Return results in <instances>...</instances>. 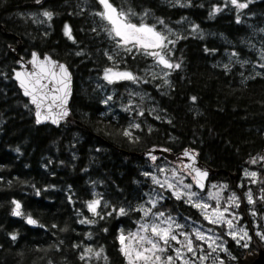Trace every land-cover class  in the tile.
<instances>
[{
	"label": "trees",
	"instance_id": "16d2710c",
	"mask_svg": "<svg viewBox=\"0 0 264 264\" xmlns=\"http://www.w3.org/2000/svg\"><path fill=\"white\" fill-rule=\"evenodd\" d=\"M80 1L0 0V264H126L118 234L133 228L135 206L149 189L142 177L147 160L129 153L189 151L214 171L209 182L226 185L242 181L252 160L264 156V76H252L250 66L256 46L264 48V0L239 11L229 0H111L147 21L195 25L198 33L180 31L171 48L170 60L180 67L171 70L167 87L140 80L147 58L128 53L122 68L137 81L107 86L101 77L111 66L104 52L109 42L81 13ZM88 1L91 12L96 1ZM39 9L54 17L48 38L28 18ZM64 20L73 27L72 43L61 36ZM19 41V55L47 53L72 75L71 120L58 129L36 126L11 79L16 60L8 47ZM227 54L233 60L224 65ZM132 88L147 93L157 112L143 107L142 115L132 116L121 110ZM106 92L112 94L108 107ZM95 198L100 206L93 215L88 205ZM13 201L21 205L19 217L12 216ZM165 207L198 219L180 200L167 199ZM28 217L37 229L28 227ZM227 243L236 258L247 255L231 239Z\"/></svg>",
	"mask_w": 264,
	"mask_h": 264
},
{
	"label": "snow or ice",
	"instance_id": "6c2138e0",
	"mask_svg": "<svg viewBox=\"0 0 264 264\" xmlns=\"http://www.w3.org/2000/svg\"><path fill=\"white\" fill-rule=\"evenodd\" d=\"M36 2L39 3L40 0H36ZM250 2L251 0H248L247 3L240 2V0H230V3L237 9V11L247 8L248 3ZM97 3L101 6L102 11H97L94 14L110 26L106 30L110 38L116 41L118 48H123V50L127 52H132L133 49H136L143 55L153 57L156 63L165 69L180 67L179 64L174 65L167 59L170 49L167 52L164 51L167 49L168 44H174L175 41L170 40L167 35L156 31L154 27L147 26L143 23L137 25L130 22L128 19L129 13L118 10L111 3V0H97ZM219 10L220 9L218 8L215 9V11ZM43 15L48 19H51L52 17V13L47 11L44 12ZM237 22L239 23V18H237ZM193 30L195 31V29ZM64 34L68 37V39H73L71 35V29L67 24L64 27ZM156 49H160V51H156ZM233 55L236 54L233 53ZM111 58L112 57L110 56L109 59ZM33 62L39 63L35 53H33ZM48 63H51V61ZM40 67L43 69L44 65L40 64ZM59 71L62 74L60 82L63 86L60 88H53L51 91L53 93L59 92L63 95H52V103L49 105V107H59L61 111L58 115L63 117L68 114L66 108H64V104H66L67 100L70 76L63 65H59ZM44 74L46 75V71ZM32 75L36 77L34 81H32L31 77L22 79V74L19 72L16 73V78L19 80L21 88L25 90L24 94L26 96H31L32 103L36 105L38 109L36 112L37 123H40L43 114L41 111H39V109L47 98V94H42V90L47 88L48 85L41 83L43 78L42 76H39L35 73ZM165 75H167V73H165ZM104 79L108 83H113L114 80L136 81L137 77L128 71H113V69L109 68L105 70ZM29 83H31V87H29ZM193 100H195V97H193ZM58 101L59 104H57ZM140 114L142 115L143 113ZM52 122L56 123L57 120L53 118ZM134 127L138 128L139 125H134ZM122 134L126 137H131V132L129 130H124ZM184 155L194 160L188 151H185ZM152 159L155 160L156 157L153 156ZM259 159L264 160V157H260ZM252 163H257V159H253ZM185 167L188 169L189 174H193V184L203 191V181L207 177V172L197 169L194 166V163L192 165H185ZM160 171L163 172L164 169H160ZM245 176L252 177V182L257 183V180L255 179V177H257V173L255 171L249 172L245 170ZM152 178L153 181L159 184L161 187L167 186L168 189L172 190V193L176 199L179 200L182 197H186L187 199L185 202L192 204V206L197 209H200L205 220H207L210 224L227 225L228 229L230 230L227 234L230 235L232 239L236 240L238 244L241 240H251V236H249V233L244 228H240L238 231L233 230L235 228L233 221L237 220L238 217L234 213L229 212V208L232 206L239 208V198L235 194H232L225 202L223 207L220 205V192L223 191L225 186H220L216 192L209 193L208 199H215L217 202L216 206L211 208L207 202L194 199V197H197L198 194L191 190L193 185L184 184L183 179L177 178L176 173H173L171 179L166 178L163 181L157 179L155 176ZM172 181H175V183ZM261 183H264V181H261ZM213 188H217V186L213 185ZM262 191H264V189H262ZM246 195L248 203L254 204L255 200L253 199L251 190H249ZM258 199H264V196L258 197ZM149 203H151L153 207L156 205V201L154 200H150ZM13 204L15 205V208L13 209V215H22L20 210L21 205L17 201H13ZM98 205L99 200H95L88 205V208L90 211L95 212ZM209 209H211V211H209ZM141 210L143 211L144 217H148L151 214V209ZM119 214H125V210L121 208L119 210ZM151 215L153 216L152 222L141 223L139 224L137 231L128 233L127 235L121 232L119 235V250L125 256L126 264H176V261H180V264H197V261L199 264H203V261L207 260L212 252H216L217 248L224 250L222 245H218L216 243L215 237L212 235H207L202 230L194 229L191 235H194L196 240L200 241L201 244L207 243L208 248L211 249V252L207 254L197 255V250L203 253L204 249L200 245L194 244L189 233L185 231H177L178 229H183L184 225L177 223L170 216H165L163 212ZM252 215L255 216L256 212L253 211ZM227 217H231V219ZM27 222L29 224L35 223V221L31 218H28ZM83 222L84 221H82V223ZM208 232H211V229H209ZM238 235L239 239H237ZM256 235L259 236L261 240H264V234L257 232ZM180 237H183V239H180ZM11 238L13 240L16 239L15 235H13ZM172 242H175V244L179 245V247H175ZM243 246L247 247L248 245L245 243ZM168 249H171L175 255L165 256L164 253H166ZM86 252L92 253L93 250L89 248L86 249ZM187 253H191V257H189ZM94 254L97 257L100 256V252H95ZM85 258L86 257L84 255L81 256L82 260ZM221 264H223L222 261Z\"/></svg>",
	"mask_w": 264,
	"mask_h": 264
},
{
	"label": "rangeland",
	"instance_id": "374dc122",
	"mask_svg": "<svg viewBox=\"0 0 264 264\" xmlns=\"http://www.w3.org/2000/svg\"><path fill=\"white\" fill-rule=\"evenodd\" d=\"M231 6L233 5L231 4ZM121 10L124 11L125 13H129L128 19L130 20V22L137 24V25H140L141 23H143L147 26L154 27L156 31L161 32L164 35H167L168 38L173 41H175L179 37L180 31L182 32L186 29L194 33H198L195 25L192 24L191 22H179V23H176L170 26L169 24L165 22L154 20L153 18L150 21H147L146 15L137 16L136 13H133L129 10H126V9H121ZM100 11H102V8ZM28 18L32 20L35 25H38L39 21L41 20V14L33 12L29 14ZM185 25H187V28H183L185 27ZM108 27L110 26L107 25L106 22L100 19V29H101L100 34L102 36H105V38L107 37V41L109 42V44L107 43V47L105 48V51H104L105 55L107 56V60L111 64L109 68L113 69V71L131 72L127 69L122 68L123 65L121 64L122 61H120V59L122 58V56H124L125 53L142 55L145 58H147V63H146V68H144V70L142 71V74L140 75V80H142L143 82L157 80L158 85H162L165 87L169 85V81H170L169 74L172 69L163 68L161 65H158L156 63L153 57L143 55L140 51H137L136 49H133L132 52H127L123 50V48H118L116 45V41L110 38L106 30ZM193 29H195V31ZM173 45L174 44H168L167 49H165L164 51L167 52L169 49L171 51V48ZM255 49L257 51L256 53L257 61L250 65L252 67V70H251L252 76H264V66H262L264 65V48L261 46H256ZM156 51H160V49H156ZM110 56L112 57L111 59H109ZM167 59L169 60L170 63L173 64V62L170 60V52L167 56ZM232 60H233L232 54H227L226 59L223 62V64L227 65ZM105 70L102 71L103 73H102L101 78H102V81L108 86L112 83H108L104 79ZM165 73H167V75H165ZM122 81L133 83V82H136L137 80L136 81L114 80L113 83L122 82ZM110 96H112V94H110ZM110 96H109V92H106L103 95V99L105 101V104H104L105 107H108L107 105H110V102H109ZM143 107L147 108L151 113L157 112L154 102L149 97V95L145 92H142L141 90H136L134 88H132L131 90L127 92V99H125L124 102L120 104L119 106L121 110L128 111L132 116H135V114L139 116L141 111L144 109ZM259 158H257V163L252 164L254 168H250L247 170L249 172L255 171L257 173V177H255V179L257 180V183L252 182L253 180L252 177L245 176V171H244L242 175L243 180L237 181L234 185H226V184L208 182L206 185V190L204 192H200L196 190L194 187H192L191 190L198 194L197 197H194V199L203 200L207 202L211 206V208H214L217 202L215 199H211V200L208 199L209 193H214L219 189L220 186H225L223 188V191L220 192V197H221L220 205L221 207H223L225 202L228 200V198L232 194H235L231 190L233 186V190L239 195L241 199L240 209L236 208L235 206H232L229 208V212L234 213L238 217L237 220L233 221L235 225V228L233 230L238 231L240 228H244L247 231V228H248L256 246L258 248H261V247H264V240H261L260 237L256 235V233L260 232L264 234V199H258V197L264 196V191H262V189H264V183H261V181H264V160H260ZM160 169H164V171L161 172ZM173 173H176L177 178H182L184 184H191V182L189 181L187 177L180 174L175 167L171 166L165 161L163 162L155 161L151 165H149L148 163L144 165L143 170H142V177L146 179L149 189L147 190V192L143 193L142 200L138 202L135 206L136 211L138 213V220L135 222L132 229H128V230L121 229L119 231L118 237L121 234V232L127 235L128 233L137 231L139 224L141 223L152 222L153 216L151 214L163 212L165 216H170L177 223L184 225L183 229H178L177 231H185L189 233L194 244L200 245L204 249L203 253L197 250V255L207 254L211 252V249L208 248L207 243L201 244L200 241L196 240L194 235H191L194 229H199V230L204 231L207 235H212L213 237L216 238V243L218 245H222V248L224 250L217 248V251L212 252L209 258L203 261V264H221V261L223 262V264H237V258L232 253V251H230V249L228 248V243H227L228 239H231L233 241L235 247L238 248L239 251H246V254L248 255L251 254V252H257L256 246L254 245L252 240H241L240 243L238 244L236 240L232 239V237L227 234L230 231L227 225L210 224L207 220H205L200 209H197L193 207L192 204L185 202L187 199L186 197H182L179 200L185 203L186 205H188L189 207H191L194 211H196V215L198 219H193L189 216H186L183 213L179 214L178 212H174L172 211L171 208H166L165 204L167 203V199H170V200L172 199L178 200V199H176V197L173 195L172 190L168 189L167 186L161 187L159 184L153 181L152 177L155 176L157 179L163 181L166 178L171 179V177L173 176ZM172 182L175 183V181H172ZM213 185H216L217 188H213ZM249 190H251L253 194V199L255 200L254 204L248 203L246 194L248 193ZM237 194L235 195L238 197ZM240 199H239V204H240ZM95 200H99V199L95 198L93 201ZM150 200L156 201L155 207H153L152 204L149 203ZM99 206H100V200H99V205L96 207L95 212H97ZM141 209H151V214L148 217H144L143 211ZM240 210L242 212L244 220L242 218ZM209 211H211V209H209ZM253 211L256 212L255 216L252 215ZM95 212H92L93 215L95 214ZM227 218L231 219V217H227ZM209 229H211V232H208ZM180 239H183V237H180ZM237 239H239V235L237 236ZM118 243H119V240H118ZM172 243L174 244L175 247H179V245H176L175 242H172ZM245 243H247L248 245L247 247L243 246ZM119 247H120V243H119ZM164 255L174 256L175 253L172 252L171 249H168V251L164 253ZM187 255L191 257L192 254L187 253ZM89 259L90 258L86 256V260L90 261ZM176 264H180V261H176ZM197 264H199L198 261H197Z\"/></svg>",
	"mask_w": 264,
	"mask_h": 264
},
{
	"label": "water",
	"instance_id": "95a60500",
	"mask_svg": "<svg viewBox=\"0 0 264 264\" xmlns=\"http://www.w3.org/2000/svg\"><path fill=\"white\" fill-rule=\"evenodd\" d=\"M22 47H23V43L21 41H19L16 45H11L8 47V52L16 60V70L13 71L11 79L16 84V86H17L18 90L21 92L23 98L27 100L28 105L32 109L36 126L40 127V126H47L48 125V126H51L55 129H58L60 126L66 124L67 122H69L71 120L69 105H70V102L72 99V75L64 63L59 62L55 59H52L48 55H45L43 58H41L38 56V54L35 53L36 57H37V61L39 63L33 62V53H32L30 58H28V59L24 58L23 56L18 54L19 50ZM49 61H51V63H48ZM40 64L44 65L43 69L40 67ZM59 65H63L65 67V69L67 70L69 76H70V84H69V89H68V94H67V100H66V104H64V108H66L68 114L66 116H63V117H60L58 115L61 111V109L59 107H57V106L49 107V105H51V103H52V100H51L52 95H63L62 93H59V92L53 93L51 91V89H53V88H60L63 86L60 82L61 78H62V74L59 71ZM45 71H46V75L44 74ZM17 72L22 74V77H21L22 79H26L27 77H31L32 81H34L36 78L35 76L32 75L33 73H35V74L43 77L41 80L42 84L48 85L47 88H44L42 90V94H47V98L45 99L44 103L41 105V107L39 109V111H41L43 114L40 123H37L36 112L38 111V109H37L36 105L32 103L31 96H26L24 94L25 90L23 88H21L20 82L16 78ZM53 74H55V75H53ZM29 87H31V83H29ZM57 104H59V101L57 102ZM44 117H46V118H44ZM53 118H55L57 120L56 123L52 122ZM184 153H185V151L180 152L178 154H174V153L167 152L165 150L152 149V150H146V151L142 152L141 154L129 153L128 155L130 157L135 158V159L142 158L144 160H147L149 165H151L152 163L157 161V158L155 160L152 159L153 156L154 157L160 156L164 159V161L166 163L175 167L180 174L187 177L189 179V181L191 182V184L194 185L193 187L196 190H198L200 192H204L206 190V185H207L210 177H212L214 175V171L211 168H209L206 164H203L202 162H200L198 159V156L195 155L194 153L189 152L190 156L193 157L194 160L189 158V157H186L184 155ZM193 163L197 169L207 172V177L203 181V184H204V190L203 191H201V189L199 187H197V186H195V184H193V178H192L193 174H189L188 169L185 167V165H192ZM230 178L235 179V175H231ZM231 190L235 194H237L233 190V186H232ZM238 197H239V195H238ZM239 199H240V197H239ZM240 207H241V199H240ZM240 207H239V209H240ZM240 212H241V210H240ZM241 215H242V212H241ZM12 216L13 217H19V216L13 215V211H12ZM28 218H31V217H28ZM28 218H26V220H25L28 227L31 229H37L38 223L33 218H31L32 220L35 221V223L29 224L27 222ZM242 218H243V215H242ZM243 220H244V218H243ZM246 228H247V226H246ZM247 231L249 233V236H251L248 228H247ZM251 240L254 243V245L256 246L252 236H251ZM256 249H257V252H251V254H249V255L247 254L245 257L240 258V259L237 258V264H264V247L258 248L256 246Z\"/></svg>",
	"mask_w": 264,
	"mask_h": 264
},
{
	"label": "flooded vegetation",
	"instance_id": "af4514ba",
	"mask_svg": "<svg viewBox=\"0 0 264 264\" xmlns=\"http://www.w3.org/2000/svg\"><path fill=\"white\" fill-rule=\"evenodd\" d=\"M96 1V8H94V6L91 5V8H92V11H88V8L90 7L89 6V1L88 0H82L80 2H78V7H80V10H81V13L84 14L86 13V19L88 22H93V29H96L97 31H100L101 32V29H100V21H99V18L98 16H96L94 13L101 10V6L97 3V0ZM112 3V2H111ZM113 4V3H112ZM114 5V4H113ZM115 6V5H114ZM42 8V6L40 7ZM48 10V9H47ZM65 10V9H63ZM46 12V10H42V9H39L38 11H35V13H39L41 14V20L39 21V24L37 25V27L39 28V31L40 33L45 37V38H48L50 37V35L52 34H49L50 32L53 31L54 29V24H53V21H54V17L52 15L51 19H48L46 18L43 13ZM68 17L70 16V12L68 11V8H67V11H66ZM94 18V20L92 21L91 18ZM59 16L56 17V19H58ZM68 25L69 28L71 29V35L73 37L72 40L68 39L67 36H65L64 34V27L65 25ZM100 34V33H99ZM61 36L62 38H64L66 41L72 43L74 41H76V36H75V33H74V30H73V27L71 25V23L69 22V20H64L62 23H61ZM79 53V52H78ZM79 54H84V53H79ZM45 55H48L50 58L54 59L51 55L45 53V54H38L39 57L43 58Z\"/></svg>",
	"mask_w": 264,
	"mask_h": 264
}]
</instances>
